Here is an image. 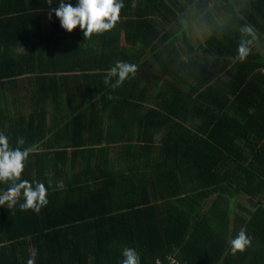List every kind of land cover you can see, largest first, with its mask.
I'll list each match as a JSON object with an SVG mask.
<instances>
[{"label": "trees", "instance_id": "16d2710c", "mask_svg": "<svg viewBox=\"0 0 264 264\" xmlns=\"http://www.w3.org/2000/svg\"><path fill=\"white\" fill-rule=\"evenodd\" d=\"M59 2L0 0V111L10 146L32 150L21 179L48 200L39 213L20 209L22 194L0 206V264H123L125 248L140 264L259 262L264 0H122L116 27L87 40L61 27ZM195 9L209 28L201 44L186 25ZM245 24L260 39L241 62ZM118 61L135 76H110ZM244 195L248 217L232 232ZM242 228L251 246L233 254Z\"/></svg>", "mask_w": 264, "mask_h": 264}, {"label": "clouds", "instance_id": "9594fccd", "mask_svg": "<svg viewBox=\"0 0 264 264\" xmlns=\"http://www.w3.org/2000/svg\"><path fill=\"white\" fill-rule=\"evenodd\" d=\"M51 4V0H47ZM124 8L122 0H78L75 7L65 0H60L58 7L51 8V12L60 20L61 27L72 33L78 27L83 31L85 40L92 35L103 34L114 29L121 18V10ZM51 19V15L49 17ZM241 40L237 47V59L241 62L251 54V46L260 39L256 29L245 24L240 28ZM138 71L135 64L118 61L110 70V76H118L122 83L129 76L134 77ZM110 79H105L108 84ZM111 99V97H109ZM18 145H23V138L18 139ZM31 148L21 150L20 147L13 149L9 139L4 134H0V182L8 184L10 187L0 194V206L7 205L13 208L23 195V203L20 204L22 211L32 210L39 213L48 203L47 189L43 183L37 182L33 186L27 180H22V173L28 160ZM63 187V185H59ZM233 254L243 252L251 246V239L243 228L239 234L230 241ZM123 264H140V257L134 249L125 248L123 251ZM28 264H34L29 259Z\"/></svg>", "mask_w": 264, "mask_h": 264}, {"label": "crops", "instance_id": "0c3cea01", "mask_svg": "<svg viewBox=\"0 0 264 264\" xmlns=\"http://www.w3.org/2000/svg\"><path fill=\"white\" fill-rule=\"evenodd\" d=\"M47 118H48V122L50 124L53 123V115L50 114V115H48ZM5 122L6 121H5V118L3 117V113H2V111H0V134H4L6 136L7 132L5 129V125H6ZM245 144H246V142L239 141V146H242V149L248 151V146H245ZM262 167L263 166H261V168ZM258 197L260 198V200H262V202H264V196L260 195ZM241 201H243V203H245L244 206L246 205L245 206L246 208H241V203H239V201L234 206L233 212L231 214L232 220H231L230 224H228V229L231 230L232 232L236 231L237 229H240L243 226L242 220L248 217L246 210H247V206H249L251 204H249V200H248L247 195L242 196ZM212 203H213V201L209 200V202L207 203L208 208L212 206ZM208 208H207V210H208ZM252 253H254L256 255L258 254L260 261L257 262V257L254 258L255 260L254 259L252 260V257L247 256V260L245 261L246 264L251 263V261H254V263H256V264H264V245H263V247H261V249H259L257 247L253 248Z\"/></svg>", "mask_w": 264, "mask_h": 264}, {"label": "rangeland", "instance_id": "374dc122", "mask_svg": "<svg viewBox=\"0 0 264 264\" xmlns=\"http://www.w3.org/2000/svg\"><path fill=\"white\" fill-rule=\"evenodd\" d=\"M210 7H213V9L216 8L215 13L218 15V17L222 18L221 16H223V11L225 12L224 7H223V3H220V4L215 3V2L210 3ZM194 12L196 14L198 13V15L192 16L193 19L190 18L189 21L186 22V25H187L189 31L193 34L194 42H196L197 44H201L202 43L201 41L206 40V38L208 37L209 28L207 27V23L205 22L204 17L199 16V13H201V10L195 9Z\"/></svg>", "mask_w": 264, "mask_h": 264}, {"label": "built area", "instance_id": "2783aa9c", "mask_svg": "<svg viewBox=\"0 0 264 264\" xmlns=\"http://www.w3.org/2000/svg\"><path fill=\"white\" fill-rule=\"evenodd\" d=\"M264 72V71H263Z\"/></svg>", "mask_w": 264, "mask_h": 264}]
</instances>
